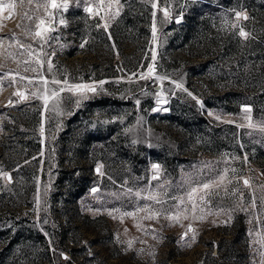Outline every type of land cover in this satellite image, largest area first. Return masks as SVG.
I'll use <instances>...</instances> for the list:
<instances>
[{
	"label": "rangeland",
	"instance_id": "obj_1",
	"mask_svg": "<svg viewBox=\"0 0 264 264\" xmlns=\"http://www.w3.org/2000/svg\"><path fill=\"white\" fill-rule=\"evenodd\" d=\"M38 3L0 0V264H264V133L246 118L264 122V0H70L48 43L25 30ZM40 76L97 92L45 109ZM221 175L193 213L187 193Z\"/></svg>",
	"mask_w": 264,
	"mask_h": 264
},
{
	"label": "snow or ice",
	"instance_id": "obj_2",
	"mask_svg": "<svg viewBox=\"0 0 264 264\" xmlns=\"http://www.w3.org/2000/svg\"><path fill=\"white\" fill-rule=\"evenodd\" d=\"M28 2L32 3V0H28ZM69 2H70V0H61V2H58V0H39L37 7L44 9L45 13L47 14V20H45L44 18H39V22L36 23V25H35V30L33 31V29H31V28H26L25 29L26 32L34 35L37 38H39L40 41H42L43 43H48L51 40L59 41L60 37L58 35H52V33H54L56 31V28H55L56 24H59L60 26H66L67 21L65 18H63L62 12H67L69 10ZM79 2H80V0H76L77 5L79 4ZM112 3L119 4V0H109V3L107 4L108 9H111ZM152 6H153V8H156L157 4L154 3ZM100 8H101V10H103L104 0H100ZM49 9L55 10V14L52 11H49ZM85 11H87L88 13L91 14V13H93V7L86 4L85 5ZM163 12H164V16L167 18L169 15L168 9L164 8ZM96 14L98 15L99 13L97 12ZM116 14L117 15L119 14L118 10H117ZM234 15H235L236 20H240V19L247 20L248 19L247 15L241 11H236L234 13ZM25 16L28 19H32V17L27 16V14H25ZM153 16H155V12L153 13ZM57 17H59V18H57ZM176 22L179 23L180 21L177 20ZM225 22L228 23L227 20ZM105 27H107V25H105ZM230 27H237V25L231 24ZM152 31H153V39L155 40V37H156V26H155V24H153V30ZM238 34H239V36H241L242 38H245V39H247V37L249 35L247 32L244 31V29L242 27L239 29ZM43 43L41 44V49H43ZM84 43H86V41L81 43L80 47H84ZM22 47H23V45H22ZM27 47L29 49L28 55L31 56L32 55L31 45H28ZM152 59H153V61L155 60V54H153ZM26 63H27V61H26ZM37 63L42 64V62L39 60H37ZM48 67H49V69H51V67H52L51 61L48 62ZM28 70L29 69H25V71H28ZM31 71H36V69L32 68ZM153 74H154V68L149 66L147 75L151 76ZM133 75H135V74H133ZM145 78H146V76L143 74L140 76V79H145ZM156 78L157 79H164L162 77H156ZM21 79H24V77H21ZM40 80L43 82L45 88H44V93H42L41 96H38V98L43 99L45 109H48L49 101H54V103L52 104V108L54 110L59 111V105H60L61 101L63 100L61 93L65 92V91L70 92L74 95H79L81 97V99H87L88 98L87 93H89V92H91V93L97 92V88L93 84L69 83V81L67 79L61 81V80H58L55 78L51 80V83L55 84V85L63 84L64 87L49 90L46 87L47 84L49 83V81L46 78H44L43 76H40ZM13 82H15L14 79H13ZM29 83H32V80H29ZM99 83L102 86L104 83H106V81H100ZM174 83H175L176 88H182L183 87V85L181 83H177V82H174ZM15 95L20 96L21 99L25 98L24 95L20 92L15 93ZM33 95H35V93ZM188 95L191 96L192 93L189 92ZM193 99H196V98L193 97ZM162 102L163 101L160 99L157 100L158 104L162 103ZM197 102L199 103V101H197ZM9 103L11 104L13 102L10 100ZM76 103H77V105H79L80 100H77ZM136 103H137V105H139L140 101L137 99ZM153 110L154 111H160L161 109L156 108ZM243 111L247 114V113H251L252 109L248 106H245L243 108ZM209 115H211V113H209ZM246 118L249 122L247 125L249 128H252L254 130H258V131L264 133V122H261L259 124H253L252 118L250 115H247ZM217 119H220V117H217ZM41 131H43V129H41ZM245 159H246V157H245ZM102 167H103L102 165L97 166V168H96L97 174L103 175V172L101 171ZM152 169H153L152 179L153 180L159 179L160 165L159 164H153ZM233 171H235V170H233ZM3 175L7 179L11 180V177L7 173H3ZM225 178H226L225 175H221L216 179H212L209 182L199 184L197 187H193L190 189V191L187 193V198H188L189 202L191 203V210L193 213H195L197 207H199V204L196 202V199H195L197 196V193H199L201 191H203L205 193V195L199 197V201H200V204L206 203L205 197L210 194L211 188L214 185H218V184L222 183L225 180ZM243 183L245 186H249L250 182H249V180L245 179L243 181ZM161 187H162V185H161ZM97 191H98V189H96V188L92 189L93 193H95ZM136 195L139 196L140 193H136ZM144 199L154 201L155 203H161V201L157 198L156 194H149V195L145 196ZM181 203H183V198H181ZM252 204H253V206H255V199H253ZM177 208H179V205H177ZM139 211L148 213V215L146 216V219H153V218H156L160 215L159 211H153L149 205H145V206L141 207L139 209ZM184 211L186 212V211H188V209H184ZM201 211H203V209H201ZM179 214L180 213L177 212V214L175 216H169L168 218L178 220ZM125 215L134 216L135 213L128 212V213H125ZM185 218H187V217H185ZM189 230L191 231L192 229L189 228ZM182 239H183V237H182ZM192 239L194 240L195 237L193 236ZM129 247H131V242H129ZM61 255H63V254H61ZM64 259H68V257L64 256Z\"/></svg>",
	"mask_w": 264,
	"mask_h": 264
}]
</instances>
